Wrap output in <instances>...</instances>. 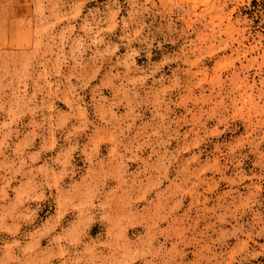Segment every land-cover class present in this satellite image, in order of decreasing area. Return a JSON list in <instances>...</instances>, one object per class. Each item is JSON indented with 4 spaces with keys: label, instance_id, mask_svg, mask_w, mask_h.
Returning <instances> with one entry per match:
<instances>
[{
    "label": "rangeland",
    "instance_id": "obj_1",
    "mask_svg": "<svg viewBox=\"0 0 264 264\" xmlns=\"http://www.w3.org/2000/svg\"><path fill=\"white\" fill-rule=\"evenodd\" d=\"M0 264H264V0H0Z\"/></svg>",
    "mask_w": 264,
    "mask_h": 264
}]
</instances>
